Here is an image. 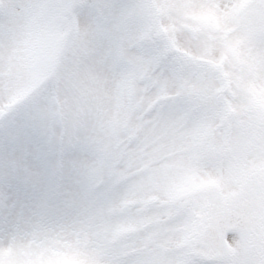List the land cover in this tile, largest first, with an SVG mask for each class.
Masks as SVG:
<instances>
[{
    "label": "snow or ice",
    "instance_id": "1",
    "mask_svg": "<svg viewBox=\"0 0 264 264\" xmlns=\"http://www.w3.org/2000/svg\"><path fill=\"white\" fill-rule=\"evenodd\" d=\"M0 264H264V0H0Z\"/></svg>",
    "mask_w": 264,
    "mask_h": 264
}]
</instances>
